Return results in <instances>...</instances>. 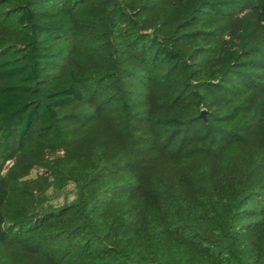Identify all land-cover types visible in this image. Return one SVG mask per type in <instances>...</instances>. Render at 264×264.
<instances>
[{"label":"trees","instance_id":"16d2710c","mask_svg":"<svg viewBox=\"0 0 264 264\" xmlns=\"http://www.w3.org/2000/svg\"><path fill=\"white\" fill-rule=\"evenodd\" d=\"M0 264H264V0H0Z\"/></svg>","mask_w":264,"mask_h":264},{"label":"rangeland","instance_id":"374dc122","mask_svg":"<svg viewBox=\"0 0 264 264\" xmlns=\"http://www.w3.org/2000/svg\"><path fill=\"white\" fill-rule=\"evenodd\" d=\"M71 190H72V186L67 187V193L69 195V198H72ZM61 200H62V197H59L58 201H61Z\"/></svg>","mask_w":264,"mask_h":264}]
</instances>
